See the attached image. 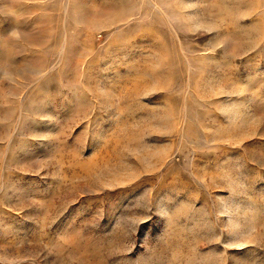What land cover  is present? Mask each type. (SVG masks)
<instances>
[{
	"label": "rangeland",
	"instance_id": "rangeland-1",
	"mask_svg": "<svg viewBox=\"0 0 264 264\" xmlns=\"http://www.w3.org/2000/svg\"><path fill=\"white\" fill-rule=\"evenodd\" d=\"M0 264H264V0H0Z\"/></svg>",
	"mask_w": 264,
	"mask_h": 264
}]
</instances>
